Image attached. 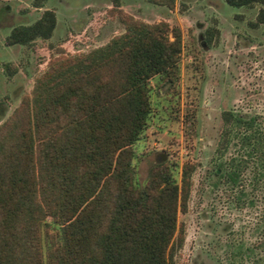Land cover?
<instances>
[{
  "label": "trees",
  "instance_id": "16d2710c",
  "mask_svg": "<svg viewBox=\"0 0 264 264\" xmlns=\"http://www.w3.org/2000/svg\"><path fill=\"white\" fill-rule=\"evenodd\" d=\"M223 1L258 3L249 25L264 24V0ZM54 25L53 11L43 10L5 41L46 39ZM178 54L177 30L169 40L163 22L132 25L77 58L63 82L38 81L0 125V264H173L178 197L183 205L191 166H182L180 186L166 167L138 186L131 158L146 126L148 80L168 78ZM220 118L209 185L264 209V117L224 110ZM262 214L254 242L228 252L233 263L264 259Z\"/></svg>",
  "mask_w": 264,
  "mask_h": 264
},
{
  "label": "rangeland",
  "instance_id": "374dc122",
  "mask_svg": "<svg viewBox=\"0 0 264 264\" xmlns=\"http://www.w3.org/2000/svg\"><path fill=\"white\" fill-rule=\"evenodd\" d=\"M259 7L234 8L223 0H0V125L23 99H31L38 81L63 82L77 58L130 26L163 22L169 40L177 30L176 69L168 78L148 80L146 126L132 144L134 182L142 186L152 171L166 167L180 186L182 166L190 164L170 261L235 264L228 252L254 242L264 209L238 205L223 185L211 187L209 170L218 153L222 111L264 117V24L249 25ZM43 10L55 15L48 38L6 43L12 27L32 23ZM260 232L261 239L264 227Z\"/></svg>",
  "mask_w": 264,
  "mask_h": 264
}]
</instances>
